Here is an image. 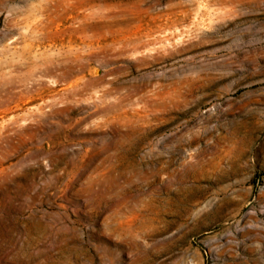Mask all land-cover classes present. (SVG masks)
<instances>
[{
	"label": "rangeland",
	"instance_id": "obj_1",
	"mask_svg": "<svg viewBox=\"0 0 264 264\" xmlns=\"http://www.w3.org/2000/svg\"><path fill=\"white\" fill-rule=\"evenodd\" d=\"M0 264H264V0H0Z\"/></svg>",
	"mask_w": 264,
	"mask_h": 264
}]
</instances>
